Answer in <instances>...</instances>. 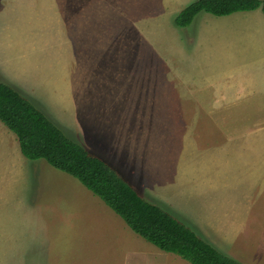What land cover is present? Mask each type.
<instances>
[{"label":"rangeland","instance_id":"obj_1","mask_svg":"<svg viewBox=\"0 0 264 264\" xmlns=\"http://www.w3.org/2000/svg\"><path fill=\"white\" fill-rule=\"evenodd\" d=\"M196 1L0 0V80L222 253L264 264V100L235 99L264 87L263 29L206 13L178 28ZM0 167L53 182L60 207L109 239L119 228L150 246L79 181L26 159L1 121Z\"/></svg>","mask_w":264,"mask_h":264},{"label":"trees","instance_id":"obj_2","mask_svg":"<svg viewBox=\"0 0 264 264\" xmlns=\"http://www.w3.org/2000/svg\"><path fill=\"white\" fill-rule=\"evenodd\" d=\"M262 10L264 0H197L176 18L190 27L202 13L228 17ZM0 121L16 135L23 156L44 160L77 179L116 212L139 236L190 264H243L222 253L164 208L148 201L105 160L70 138L20 91L0 80Z\"/></svg>","mask_w":264,"mask_h":264},{"label":"crops","instance_id":"obj_3","mask_svg":"<svg viewBox=\"0 0 264 264\" xmlns=\"http://www.w3.org/2000/svg\"><path fill=\"white\" fill-rule=\"evenodd\" d=\"M173 1L174 5H179L189 3L191 0ZM258 11L262 13L259 15ZM241 13L249 14L245 16H233L235 15L233 14L218 18H225L224 20L235 28H240L243 33L239 35L256 34V28L263 29L264 35V24L261 25V22H264L262 10ZM209 20L203 19L202 21L207 24ZM245 38L255 39L257 37L245 35ZM263 65L264 62L258 68L264 69ZM248 91L246 88H242L235 98L236 101L264 100L262 98L264 87H253L250 93ZM207 101L216 102L217 100L209 99ZM211 105L214 104L205 103L203 106ZM5 171L7 170L5 169ZM5 171L1 172L3 174L0 173V228L4 229L3 234L0 232V264H143V261L150 262L148 264L152 262L156 264L164 258L160 251L166 252L136 234L124 220L132 232L148 242L150 246L135 242L119 228L111 229L114 234L109 239L107 228L102 230V228L96 227L97 230H93L90 225L86 226V214L82 216L81 220H78V215L75 216V214L80 212L65 209L69 207H60V199H55L58 196H54L58 189H55L53 182L41 179L37 182L29 181L23 178L24 176L18 178L17 174L12 177L15 179H12L11 176L4 173ZM34 187H37L38 197L31 195V190ZM2 188H4L3 191ZM34 190L36 191V189ZM25 211L30 213V216L24 217L27 214H23ZM89 213L90 221L93 222V212ZM101 216L100 218L97 215L98 219L96 220L99 222L97 226L104 227L101 221L107 218L108 214ZM156 250H160L159 253ZM166 254L177 256L175 258L179 259H175L177 260L176 264L189 263L176 254ZM167 264H173V262Z\"/></svg>","mask_w":264,"mask_h":264}]
</instances>
